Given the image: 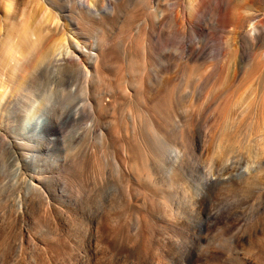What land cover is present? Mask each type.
Segmentation results:
<instances>
[{
    "label": "rangeland",
    "instance_id": "374dc122",
    "mask_svg": "<svg viewBox=\"0 0 264 264\" xmlns=\"http://www.w3.org/2000/svg\"><path fill=\"white\" fill-rule=\"evenodd\" d=\"M95 2L0 0V264H264V0Z\"/></svg>",
    "mask_w": 264,
    "mask_h": 264
},
{
    "label": "bare ground",
    "instance_id": "6f19581e",
    "mask_svg": "<svg viewBox=\"0 0 264 264\" xmlns=\"http://www.w3.org/2000/svg\"><path fill=\"white\" fill-rule=\"evenodd\" d=\"M102 1V0H101ZM105 1V0H104ZM108 1V3H109V5H110V7H111V0H107ZM87 6H88V8H91L92 6H96V2H95V0H86V3H85ZM161 16H163L162 14H161ZM102 41V40H101ZM97 72H99V71H97ZM51 124V123H50ZM49 124V125H50ZM55 124V123H54ZM53 123H52V125L51 126H53L54 125ZM55 126V125H54ZM34 179V178H33ZM33 181V180H32ZM40 182V181H39ZM34 184H36V183H34Z\"/></svg>",
    "mask_w": 264,
    "mask_h": 264
}]
</instances>
